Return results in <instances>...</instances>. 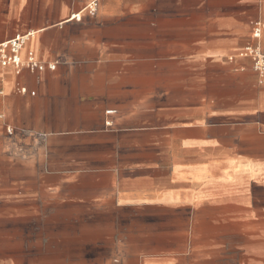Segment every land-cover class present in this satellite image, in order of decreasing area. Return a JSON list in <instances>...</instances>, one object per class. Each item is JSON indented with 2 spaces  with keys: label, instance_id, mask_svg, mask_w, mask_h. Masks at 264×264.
I'll return each mask as SVG.
<instances>
[{
  "label": "crops",
  "instance_id": "obj_1",
  "mask_svg": "<svg viewBox=\"0 0 264 264\" xmlns=\"http://www.w3.org/2000/svg\"><path fill=\"white\" fill-rule=\"evenodd\" d=\"M92 1L0 0V264H264V0Z\"/></svg>",
  "mask_w": 264,
  "mask_h": 264
},
{
  "label": "built area",
  "instance_id": "obj_2",
  "mask_svg": "<svg viewBox=\"0 0 264 264\" xmlns=\"http://www.w3.org/2000/svg\"><path fill=\"white\" fill-rule=\"evenodd\" d=\"M89 14L95 15L98 11V0L92 1L86 7ZM76 18L80 19L81 16L78 14ZM264 30V23L261 20H257L253 24L252 34L255 39L261 38ZM35 32H27L24 34H17L16 36L0 42V64L3 66L14 65L19 70L22 66H25L30 71H44L47 68L54 70L56 68V63H46L38 60L34 53L31 51L28 54V58L23 62L21 51L27 42L33 38ZM246 54L250 55L253 59V68L255 72L264 80V49L261 46H249L246 48ZM19 91L21 93H27L28 90L25 87H20ZM0 93L2 91L0 90ZM34 95L35 92H32ZM113 111H108L111 113ZM109 125L110 122H107ZM5 129L8 135L14 136L18 130L14 126L5 125ZM44 135V134H43ZM43 135L40 134L42 137ZM39 136V135H38ZM39 136V137H40Z\"/></svg>",
  "mask_w": 264,
  "mask_h": 264
}]
</instances>
